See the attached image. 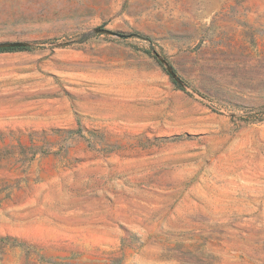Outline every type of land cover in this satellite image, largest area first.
I'll return each mask as SVG.
<instances>
[{
    "label": "rangeland",
    "instance_id": "rangeland-1",
    "mask_svg": "<svg viewBox=\"0 0 264 264\" xmlns=\"http://www.w3.org/2000/svg\"><path fill=\"white\" fill-rule=\"evenodd\" d=\"M0 264H264V0H0Z\"/></svg>",
    "mask_w": 264,
    "mask_h": 264
},
{
    "label": "trees",
    "instance_id": "trees-1",
    "mask_svg": "<svg viewBox=\"0 0 264 264\" xmlns=\"http://www.w3.org/2000/svg\"><path fill=\"white\" fill-rule=\"evenodd\" d=\"M29 49L28 46H16V47H3L0 48V51H6V50H25Z\"/></svg>",
    "mask_w": 264,
    "mask_h": 264
}]
</instances>
